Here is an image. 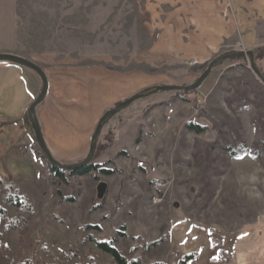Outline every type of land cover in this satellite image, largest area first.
Here are the masks:
<instances>
[{
    "label": "rangeland",
    "instance_id": "obj_1",
    "mask_svg": "<svg viewBox=\"0 0 264 264\" xmlns=\"http://www.w3.org/2000/svg\"><path fill=\"white\" fill-rule=\"evenodd\" d=\"M152 40L142 0H0V50L41 68L141 71L154 82L142 90L191 84L216 56L249 50L237 42L202 64H138ZM251 51L264 76V49ZM37 154L31 180L0 185V264H116L89 237L115 240L128 261L177 264L190 230H206L215 245L264 219V83L248 56L228 59L198 88L151 94L109 119L91 161L97 169L56 175Z\"/></svg>",
    "mask_w": 264,
    "mask_h": 264
},
{
    "label": "crops",
    "instance_id": "obj_2",
    "mask_svg": "<svg viewBox=\"0 0 264 264\" xmlns=\"http://www.w3.org/2000/svg\"><path fill=\"white\" fill-rule=\"evenodd\" d=\"M142 15L153 40L148 51L135 57L138 64L150 65L157 58L202 64L237 42L249 50L264 49V0H142ZM4 52L16 54L0 50ZM42 68L48 89L36 117L50 153L62 163L87 153L106 109L154 84L151 75L137 70L115 73L101 65L68 64ZM40 87V78L29 68L0 61V185L27 182L40 169L39 148L27 119ZM201 231L190 230L191 241H178L180 256L197 253L188 264H224V256L233 264H264V219L221 237L215 245Z\"/></svg>",
    "mask_w": 264,
    "mask_h": 264
},
{
    "label": "water",
    "instance_id": "obj_3",
    "mask_svg": "<svg viewBox=\"0 0 264 264\" xmlns=\"http://www.w3.org/2000/svg\"><path fill=\"white\" fill-rule=\"evenodd\" d=\"M248 56L249 58V65L252 72L255 74V76L264 83V76L260 72V70L256 67L254 63V53L251 50L248 51H234L230 54H220L213 58L207 65V67L204 69V71L198 76V78L188 85H154L152 87L146 88L140 92H137L130 97L117 102L114 106L106 109L102 115L99 117L95 128L93 130V133L90 137L89 147L86 155L78 162L72 163V164H65L57 159H55L52 154L50 153L44 138L41 133V129L36 117V107L44 100L47 89H48V81L47 76L44 72V70L35 62L26 59L22 56L16 55V54H10V53H0V61L1 62H10L14 64L21 65L23 67L29 68L33 72H35L41 81V87L39 90V93L37 94L36 98L33 100V102L30 104L28 111H27V119L29 121L30 127L32 129V132L34 134L35 142L45 157V159L48 161L49 165L53 168L63 170V171H76L80 168L86 167L91 163L94 153L96 151L98 138L100 136V133L102 131L103 126L108 122L109 119H111L114 115L128 107L131 103L134 101L149 96L151 94L161 92V91H191L196 88H198L202 82L206 79V77L209 75L212 68L225 60L236 58V57H244Z\"/></svg>",
    "mask_w": 264,
    "mask_h": 264
},
{
    "label": "trees",
    "instance_id": "obj_4",
    "mask_svg": "<svg viewBox=\"0 0 264 264\" xmlns=\"http://www.w3.org/2000/svg\"><path fill=\"white\" fill-rule=\"evenodd\" d=\"M186 127L196 133H201L204 131V127L193 124V123H187ZM40 151V150H39ZM40 154L43 158H45L43 156V154L40 151ZM49 164V163H48ZM50 170L55 173L56 175H62V173L64 172L63 170H59L56 168H53L49 165ZM92 169H97V167L95 166V164L89 163V165H87L86 167L80 168L76 171H70L68 173L71 174H83L86 173ZM8 201L10 204H18V202H16L15 199L13 198H8ZM5 214V209L0 207V216ZM94 226H89L88 229H94ZM89 240L92 244H94L100 251L110 255L113 260L115 261L116 264H140V262L138 260H131L128 261V259L122 255L118 249L115 247V240H110V241H101V240H97L94 237H89ZM196 256V253H189L183 256V258L180 260L179 264H188L190 261H192ZM224 260L227 258L226 256L223 257Z\"/></svg>",
    "mask_w": 264,
    "mask_h": 264
},
{
    "label": "built area",
    "instance_id": "obj_5",
    "mask_svg": "<svg viewBox=\"0 0 264 264\" xmlns=\"http://www.w3.org/2000/svg\"><path fill=\"white\" fill-rule=\"evenodd\" d=\"M192 63H195V62H192Z\"/></svg>",
    "mask_w": 264,
    "mask_h": 264
}]
</instances>
